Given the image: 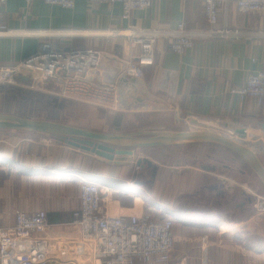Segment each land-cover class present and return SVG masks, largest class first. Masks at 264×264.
Masks as SVG:
<instances>
[{"label": "crops", "instance_id": "1", "mask_svg": "<svg viewBox=\"0 0 264 264\" xmlns=\"http://www.w3.org/2000/svg\"><path fill=\"white\" fill-rule=\"evenodd\" d=\"M0 21L14 32L0 38V66L16 65L34 55L42 42L50 40L64 47L106 50L108 54L104 56L102 69L108 79L114 78L121 60L137 51L125 37L100 34L74 39L58 36L41 38L29 33L71 29L112 31L127 27L171 28L181 21L190 29L207 30L211 27L203 0H156L149 9L134 10L129 19L122 18L119 3L77 0L73 9H64L41 0L30 4L24 0H7ZM225 25L253 35L197 37L193 48L184 55L172 51L170 39H160L156 43L155 64L145 68L144 77L140 80L123 79V95L128 109L123 116L120 114L121 125L112 132L195 131L201 126L199 122L206 120L229 125L223 126L229 131L233 129L234 133L244 131L246 136L250 135L248 138L264 141V131L260 126L264 121V105L258 106L252 99L240 103L238 97L230 93L232 87L244 85L250 73L264 70V36L257 34L264 32V14L239 13L236 0H231L227 10L221 11L216 27ZM141 115L155 119L154 124L149 128H141L143 124L140 123L135 124V128L131 126L130 120H138ZM1 143L0 140L2 225L15 224L17 209L28 214L45 211L51 224L48 232L67 235L71 230L69 223L73 220V212L80 208L81 184L94 181L101 187L102 204L112 215L152 212L171 218L177 238L173 252L175 262L183 260L180 263L201 264V258L208 255V264H264V242L257 241L249 242L237 251L243 257L242 262L226 263V256L231 253L224 238L264 237V218L250 210V197L244 183H239L238 178L228 177L224 171L217 172L219 167L214 162L207 165L215 166V170L177 164L163 167L159 158L152 156L153 152L158 151L159 154L162 149L169 152L180 145L218 147L234 154L224 147L176 144L143 148L149 152L142 155L152 158L155 164L159 163L153 179L151 169L136 172L130 159L108 161L59 140L46 148L30 139L18 140L15 145L10 144L13 146L10 151ZM15 146L22 149L16 150ZM75 157L80 161L84 159V162L74 163ZM90 158H95L93 170L86 166ZM240 174L245 175L246 170L240 169ZM53 186L68 187L73 194H65V197L62 193L64 199L43 203L44 188ZM41 187L42 191L38 189ZM233 213H239V216L232 219ZM188 225H194L192 228L197 231L187 234L184 228ZM203 237L207 238L208 244L202 247Z\"/></svg>", "mask_w": 264, "mask_h": 264}, {"label": "built area", "instance_id": "2", "mask_svg": "<svg viewBox=\"0 0 264 264\" xmlns=\"http://www.w3.org/2000/svg\"><path fill=\"white\" fill-rule=\"evenodd\" d=\"M24 1L30 4L36 0ZM41 1L64 9H73L77 2ZM89 1L119 3L122 18L129 19L134 10L149 9L156 0ZM230 1L203 0L205 14L211 24L207 30L190 29L181 21L171 28L31 31L29 35L41 38L58 36L74 39L100 34L121 36L137 51L121 60L114 78L108 79L102 69L104 56L108 54L106 50L73 47L66 50L50 40L44 41L27 59L14 66H0V89L4 85L40 90L54 87L61 97L81 96L116 112L127 111L122 81L124 78L140 80L144 77L145 68L155 64V48L160 39H170L172 51L184 55L193 48L197 37L253 35L231 29L228 25L216 27L221 11L227 10ZM6 2L0 0V19ZM236 9L244 14H264V0H236ZM13 34L0 21V38ZM257 34L264 36V32ZM230 93L237 96L240 103L252 99L258 106L264 105V70L250 73L245 84L232 87ZM79 199L80 208L73 212V220L69 223L71 230L67 235L48 232L51 224L45 211L28 214L22 209L15 210V224H0V264H182L173 259L177 238L171 218L152 212L112 215L102 204L101 187L94 181L82 182ZM249 206L251 211L262 214L264 218V200L253 199ZM207 244V238L203 237L202 247Z\"/></svg>", "mask_w": 264, "mask_h": 264}, {"label": "rangeland", "instance_id": "3", "mask_svg": "<svg viewBox=\"0 0 264 264\" xmlns=\"http://www.w3.org/2000/svg\"><path fill=\"white\" fill-rule=\"evenodd\" d=\"M12 86V87H11ZM3 86L0 89V112L9 113L20 115L24 117H32V118H42L48 119L63 123H68L76 126H82L93 130H100V131H109L112 132L114 130L117 117L120 114L123 116L125 111H121L120 113H116L109 109L106 106L96 104L94 102H90L81 96H74V97H61L56 94L55 88L50 87L49 89L40 90V89H29L20 86ZM125 98V97H124ZM128 105V104H127ZM155 119L150 118L149 116H142L140 119L130 120V125L134 127L135 124L140 123L142 126L141 128H149L154 124ZM210 122V121H204ZM216 122V125L222 126L225 125L223 123ZM222 124V125H221ZM148 125V126H147ZM200 127L196 128L195 131L204 130L209 132H214L226 137L231 138L241 144L250 146L260 157L262 162L264 163V141L258 140L255 138H248L246 137L245 133L235 134L229 131V129L223 127H212V126H203L205 125L202 123L198 124ZM229 127V125H225ZM230 126H232L230 124ZM135 128V127H134ZM138 128V126L136 127ZM234 131V130H232ZM247 133V132H246ZM30 139L40 143L41 145L51 147L54 146L57 142L56 139H50L48 135L44 134H34L30 132H19V131H8V130H0V140L1 145L6 146L10 149L13 148L10 144H16L18 140H27ZM16 150H21L22 148H18L17 146L14 147ZM145 152H149L148 150L140 149L136 153L135 156L129 158L132 160L133 168L136 172L142 170L141 167L137 166L136 160L139 157H148L152 160L149 156H144ZM153 152L152 156H155L159 163L162 164L163 167L172 166V165H179V166H195L200 168L201 165L204 164H211V162L217 163L218 170L217 172H226L228 173V177L234 178L235 180L240 183H244L245 189L248 191V196L253 200H264V183L260 179V177L243 161H241L237 156L231 154L221 148L218 147H211V146H187V145H180L179 147L169 150V152H165L164 149ZM169 153V154H168ZM128 159V160H129ZM74 163L82 164L84 159L81 161L75 157L73 159ZM157 163V165H159ZM95 165V158H90L87 160L86 166L91 170L94 169ZM231 166V167H230ZM230 167V171L228 170ZM147 169V168H144ZM240 169L246 170L245 175L240 174ZM108 172L110 173V169ZM151 172H149L150 174ZM55 176V175H53ZM42 191V187L38 188ZM126 192V191H125ZM72 195V190L67 188H61L59 186H53L51 188L46 189L44 188V202L43 203H51L54 201H60L61 198L64 199V195L62 194ZM63 197H62V195ZM65 197H67L65 195ZM80 197V195H79ZM80 200V199H79ZM129 202H132L130 199ZM199 206V205H198ZM197 206V207H198ZM204 209V208H202ZM251 213V212H250ZM235 219L239 216V213H233ZM241 215V214H240ZM260 219V217L258 218ZM254 221V220H253ZM261 224L260 226H262ZM195 227L194 225H188V227L184 228L187 234H191L193 231H197L196 229L192 228ZM192 231V232H191ZM216 233V232H215ZM245 235V234H244ZM263 239L255 238V235L246 236L245 238H224L226 245L228 246V251L231 254L226 256V263L230 262H242L243 257L237 254L239 249H243L246 245L254 242H264ZM176 245V244H175ZM244 246V247H243ZM175 249V247H174ZM207 250V249H206ZM174 252V251H173ZM206 258H201V264H208L209 257L205 255ZM173 259L175 260V256L173 253ZM183 261V260H182ZM180 261V262H182Z\"/></svg>", "mask_w": 264, "mask_h": 264}, {"label": "water", "instance_id": "4", "mask_svg": "<svg viewBox=\"0 0 264 264\" xmlns=\"http://www.w3.org/2000/svg\"><path fill=\"white\" fill-rule=\"evenodd\" d=\"M66 50L72 47H65ZM264 131V121L260 123ZM0 130L40 133L52 139L93 153L108 161L123 162L136 155L138 150L150 147H162L176 144H212L224 147L240 157L263 181L264 163L258 154L248 145L241 144L229 137L199 131H162L155 133H115L93 130L68 123L24 117L9 113H0ZM137 166L152 170V178L156 177L158 165L148 157H139ZM205 170H215L212 165H201ZM248 201H252L248 198Z\"/></svg>", "mask_w": 264, "mask_h": 264}, {"label": "bare ground", "instance_id": "5", "mask_svg": "<svg viewBox=\"0 0 264 264\" xmlns=\"http://www.w3.org/2000/svg\"><path fill=\"white\" fill-rule=\"evenodd\" d=\"M199 123H201V122H199ZM204 123H205L206 125H209V126H212V127H215V126L218 127V128L223 127V125H222V126L219 125V126H220V127H219L218 124L216 125V122H214V121H210V122H204V121H202V124H204ZM224 128H225V127H224ZM232 130H233V129H230V131H232ZM233 132H234V131H233ZM238 132H239V133H245L244 131H236L235 134H238V135H239Z\"/></svg>", "mask_w": 264, "mask_h": 264}, {"label": "trees", "instance_id": "6", "mask_svg": "<svg viewBox=\"0 0 264 264\" xmlns=\"http://www.w3.org/2000/svg\"><path fill=\"white\" fill-rule=\"evenodd\" d=\"M121 122H122V116L117 117V121H116V124H115V127L117 129L120 127Z\"/></svg>", "mask_w": 264, "mask_h": 264}]
</instances>
